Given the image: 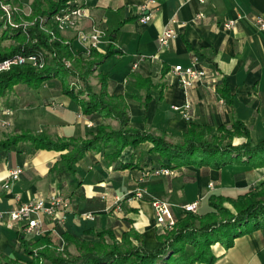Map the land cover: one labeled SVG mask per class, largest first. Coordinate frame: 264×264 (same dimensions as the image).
<instances>
[{
    "label": "crops",
    "instance_id": "crops-1",
    "mask_svg": "<svg viewBox=\"0 0 264 264\" xmlns=\"http://www.w3.org/2000/svg\"><path fill=\"white\" fill-rule=\"evenodd\" d=\"M36 1L59 0H14L21 10H31ZM77 2L90 10L79 30L101 34V54L110 45L115 48L92 77L93 88L100 89L98 75L107 76L108 93L126 99L130 127L165 132L178 141L191 124L209 126L215 135L218 128H231L239 121L249 129L252 144L264 141V32L254 20L264 16V0ZM228 21H235L231 29L224 27ZM166 30H173L175 37L161 45ZM76 34L77 30L61 32L60 37L74 38L75 47L83 48ZM194 59L207 78L185 90L173 69L189 66ZM103 123L114 125L97 114H83L58 80L38 89L18 85L0 97V143L22 133L55 141L87 140ZM241 141L235 138L234 145ZM152 147L149 142L136 149L129 146L118 158L110 148L89 151L70 171L59 164L67 150H37L30 143L0 150L1 211L17 210L34 200L48 202L54 195L70 203L64 224L39 214L42 226L32 234L25 232L26 223L0 219V264L30 263L28 249L42 240L57 246L64 233L97 242L104 231H111L118 241L134 232L138 238H131L133 244L158 251L165 244L159 240L163 233L156 227L154 201L168 203L178 222L186 204L198 201V212L204 214L211 211V197L236 200L264 188V167L248 164L247 158L221 168H172L165 159L171 173L154 175L152 171L161 167L152 160ZM16 169L22 173L11 181ZM212 250L214 264H264V227L237 237L229 249L217 243Z\"/></svg>",
    "mask_w": 264,
    "mask_h": 264
},
{
    "label": "trees",
    "instance_id": "trees-1",
    "mask_svg": "<svg viewBox=\"0 0 264 264\" xmlns=\"http://www.w3.org/2000/svg\"><path fill=\"white\" fill-rule=\"evenodd\" d=\"M77 1H36L31 6V14L22 16L23 20L31 23L27 27L19 15L13 16L14 26L11 25L0 7L3 39L13 40L9 47L0 49V61L17 54L38 55L44 61L41 68L19 65L1 73L0 97L18 85L38 89L46 81L58 80L63 92L80 105L83 114H97L114 125L100 124L87 140L55 141L49 136L22 133L1 142L0 150L17 148L23 143H30L37 150H67L68 154L61 157L59 164L70 171L89 151L110 148L118 158L126 147L136 149L149 142L153 145L150 150L152 160L161 168H169L163 162L165 159L172 168L187 165L221 168L238 160L240 163L243 158L248 159V164L264 167V141L252 144L249 129L239 121L231 128H218L215 135L209 126L191 124L178 141L165 132H142L130 127L126 99L108 93L107 76L98 75L99 91L94 90L91 80L104 60L114 54L115 48L110 45L105 54L96 49L88 52L75 47L74 38L66 40L56 32V39H53L40 27L41 18H50L69 7V3L72 6ZM137 78L141 79L140 76ZM221 92L230 101L227 89L223 88ZM235 138L242 141L234 145L232 140ZM226 204H230L232 209ZM210 208L211 211L204 214L185 213L172 231L159 236L165 246L158 251L133 244L131 238H138L134 232L124 234L118 241L111 231H104L99 234L97 242L83 241L64 233L63 250H60V244L56 246L42 240L27 250L33 257L27 264H214L217 260L212 250L214 245L219 243L229 249L237 237L264 227V188L236 200L211 197Z\"/></svg>",
    "mask_w": 264,
    "mask_h": 264
},
{
    "label": "built area",
    "instance_id": "built-area-1",
    "mask_svg": "<svg viewBox=\"0 0 264 264\" xmlns=\"http://www.w3.org/2000/svg\"><path fill=\"white\" fill-rule=\"evenodd\" d=\"M205 4L208 0H199ZM61 10L59 13L51 16L50 18H41L40 27L47 33H49L53 39H56V32H67L77 30L76 38L83 49L88 52L91 49H96L99 52V43L101 34L97 31H92L88 34L79 30L81 21L90 16V10L87 6L81 3H74L72 6ZM0 7L5 12L8 21L13 25V16L19 15L21 17L22 10L14 3V0H0ZM30 13L27 15L29 16ZM149 20L146 18L144 21ZM255 23L261 32H264V16L257 15ZM31 23L24 22V27H27ZM235 25V21H228L224 23V27L231 29ZM14 26V25H13ZM175 37L173 30H166L160 37L159 42L161 45H166ZM44 64L43 58L38 55L25 56L22 54L14 55L13 57L0 61V74L10 71L14 66L30 65L32 67L41 68ZM70 66L69 63H66ZM137 66L135 65V68ZM174 75L177 77L180 85L185 89H191L197 84H203L207 78V71L199 65L198 59H194L189 66L177 65L173 69ZM22 173L21 169L11 171L10 180L16 181L19 179ZM154 175L170 174L171 171L168 168L154 169L152 171ZM212 187V185H211ZM139 196L140 193H138ZM153 208L155 212L156 227L163 232L166 229L172 228L175 225V219L173 217L171 206L160 200L153 202ZM200 203L198 201L186 204L182 207L184 213H197ZM70 211V203L63 199L59 195H54L46 202L45 200H34L27 204L21 205L17 210L13 211H1L0 219H9L11 223H26L25 232L28 234L36 233L42 226V222L36 218L39 214H44L52 221L61 225L64 224L67 219V214ZM87 219H93L92 215H85ZM65 243L60 238V250H63Z\"/></svg>",
    "mask_w": 264,
    "mask_h": 264
},
{
    "label": "rangeland",
    "instance_id": "rangeland-1",
    "mask_svg": "<svg viewBox=\"0 0 264 264\" xmlns=\"http://www.w3.org/2000/svg\"><path fill=\"white\" fill-rule=\"evenodd\" d=\"M15 3V2H14ZM30 13V9H26V10H22V14H21V17L22 16H27L28 14ZM22 20H23V17H22ZM24 22H27V20H23ZM11 44H13V40H6V39H3V32L0 30V49H3V48H7L9 47ZM231 131V129H230ZM234 140H232L233 144H234ZM176 224V223H175ZM174 227V226H173ZM173 227L172 228H169V229H166L164 230L162 233L165 234V233H168L170 231L173 230ZM32 257V256H31ZM33 258V257H32Z\"/></svg>",
    "mask_w": 264,
    "mask_h": 264
}]
</instances>
